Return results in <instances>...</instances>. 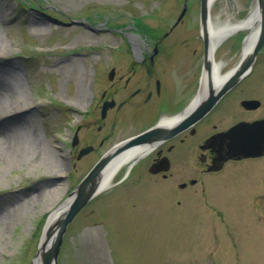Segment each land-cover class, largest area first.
I'll return each mask as SVG.
<instances>
[{
	"label": "rangeland",
	"instance_id": "1",
	"mask_svg": "<svg viewBox=\"0 0 264 264\" xmlns=\"http://www.w3.org/2000/svg\"><path fill=\"white\" fill-rule=\"evenodd\" d=\"M183 1L0 0V264H31L46 215L93 165L94 154L64 161L66 100L86 107L95 65L139 28L161 38ZM252 1L218 0L209 16L243 20ZM199 28V0H186L181 22L160 41L196 50L198 74ZM147 167L137 163L115 184L122 166L78 212L57 264H264V155L211 174L181 162L166 179Z\"/></svg>",
	"mask_w": 264,
	"mask_h": 264
},
{
	"label": "flooded vegetation",
	"instance_id": "2",
	"mask_svg": "<svg viewBox=\"0 0 264 264\" xmlns=\"http://www.w3.org/2000/svg\"><path fill=\"white\" fill-rule=\"evenodd\" d=\"M172 30L161 38L159 31L149 30L138 43L127 36L128 43L118 45L108 61L95 65L86 83V107L66 100L62 126L66 162L74 164L94 154L95 163L116 143L141 134H145L144 143L126 150L137 151L129 159L133 166L115 184L129 179L131 169L141 161L147 162L150 174L166 179L181 162L190 163L194 170L199 165L202 173L211 174L230 161L263 157L264 154L218 161V145L213 137L240 122L260 121L257 127H264V44L203 118L184 123L182 112L191 107L199 89L202 55L198 74L196 50L189 55L169 49L174 45L161 44ZM247 35V29L232 30L219 43L223 46L220 56L218 47L213 51L209 64L213 94L223 83L228 86L236 65L246 60L250 50ZM195 183L194 178L189 180V185ZM178 187L186 188L187 182H179Z\"/></svg>",
	"mask_w": 264,
	"mask_h": 264
},
{
	"label": "water",
	"instance_id": "3",
	"mask_svg": "<svg viewBox=\"0 0 264 264\" xmlns=\"http://www.w3.org/2000/svg\"><path fill=\"white\" fill-rule=\"evenodd\" d=\"M199 27L200 35L203 41V61L200 76V85L196 97L200 91H205V96L197 102L192 103L186 111H183L184 123L189 121H199L211 109L220 95L229 88L237 78H239L245 68L251 61V57L259 50L264 43V0H256L258 3L259 26L256 31L255 39L252 40L250 50L247 53L246 60L242 59L234 70V75L227 84L223 83L217 94L212 93L210 88V61L212 51L218 45L222 38L214 45L211 43L208 35L209 8L210 0H199ZM184 9L178 16L179 20L183 15ZM77 21H74V23ZM231 32V31H230ZM228 32V33H230ZM227 33V34H228ZM226 34V35H227ZM212 93V94H211ZM245 103V102H244ZM262 122H240L228 130L219 133L213 137V142L218 145V161L228 158H247L258 157L264 153V127H257ZM145 134L134 138L123 140L110 148L84 175L79 183L68 193L66 198L60 203L62 208L55 214L56 206L48 215L42 227L38 245L31 264L36 260L39 264H57L59 250L68 225L74 219L75 215L102 189L104 176L107 169L116 155L122 154L133 145L144 143ZM132 165V164H131ZM130 165V166H131Z\"/></svg>",
	"mask_w": 264,
	"mask_h": 264
},
{
	"label": "bare ground",
	"instance_id": "4",
	"mask_svg": "<svg viewBox=\"0 0 264 264\" xmlns=\"http://www.w3.org/2000/svg\"><path fill=\"white\" fill-rule=\"evenodd\" d=\"M217 1L218 0H210V6L213 5ZM222 1H224V0H222ZM1 17L2 16L0 15V19H2ZM258 26H259L258 3L256 0H254V1H252V4L249 6L248 15L243 20L231 21L228 18L222 20L219 17L214 19L212 17V15L210 14L209 24H208V35H209L211 43L214 45L215 43L218 42V40L220 38H223L231 30L238 29V28H244V29L248 30L246 42H247V47H249L252 44V40L255 39ZM127 36H129L131 42H133V43H138L140 41V37L138 35L130 33ZM0 43H1V41H0ZM0 47H1V44H0ZM1 51H2V48H0V54L4 55L5 53H2ZM219 82H222V80L219 79ZM6 84H8V83H5L3 81V87L5 89L6 88L8 89V86L10 84H8V85H6ZM0 85H1V78H0ZM205 93L206 92L203 90L200 91L198 96L194 98L193 103L195 102L194 104H196L197 102H200V100L205 96ZM8 121L15 122V121H18V118L15 115L14 117L10 118ZM140 149L142 150L145 148L143 147ZM136 153H137V151H135V150H131V151H127V152L125 151V153L123 152L122 154L116 156L114 158V160H112V162L110 164V169L109 170L107 169L106 175L104 176V181L102 184V186H104V188H106L110 185V183L112 182V179L114 178L115 175H117V173L119 172V170L122 166H126L127 168L129 167V165L131 163V161L129 159L132 156H134V154H136ZM57 206L58 207L55 210V212L53 213V215H55L62 208L63 204L62 205L58 204ZM33 264H39V262L36 260Z\"/></svg>",
	"mask_w": 264,
	"mask_h": 264
}]
</instances>
